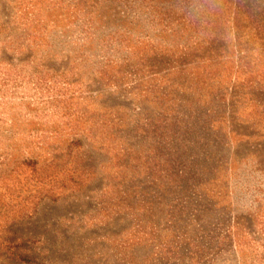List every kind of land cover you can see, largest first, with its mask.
<instances>
[{
  "label": "rangeland",
  "instance_id": "obj_1",
  "mask_svg": "<svg viewBox=\"0 0 264 264\" xmlns=\"http://www.w3.org/2000/svg\"><path fill=\"white\" fill-rule=\"evenodd\" d=\"M0 264H264V0H0Z\"/></svg>",
  "mask_w": 264,
  "mask_h": 264
},
{
  "label": "clouds",
  "instance_id": "obj_2",
  "mask_svg": "<svg viewBox=\"0 0 264 264\" xmlns=\"http://www.w3.org/2000/svg\"><path fill=\"white\" fill-rule=\"evenodd\" d=\"M206 3L208 4L209 7H212L215 3V0H206Z\"/></svg>",
  "mask_w": 264,
  "mask_h": 264
}]
</instances>
